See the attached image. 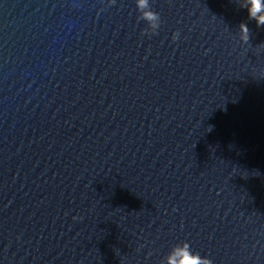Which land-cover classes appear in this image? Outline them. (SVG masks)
Wrapping results in <instances>:
<instances>
[{
  "label": "water",
  "instance_id": "water-1",
  "mask_svg": "<svg viewBox=\"0 0 264 264\" xmlns=\"http://www.w3.org/2000/svg\"><path fill=\"white\" fill-rule=\"evenodd\" d=\"M242 4L0 0V264L183 242L264 264V24Z\"/></svg>",
  "mask_w": 264,
  "mask_h": 264
},
{
  "label": "clouds",
  "instance_id": "clouds-1",
  "mask_svg": "<svg viewBox=\"0 0 264 264\" xmlns=\"http://www.w3.org/2000/svg\"><path fill=\"white\" fill-rule=\"evenodd\" d=\"M147 6L148 0H137V7L139 9H145ZM241 6H246L249 18L255 19L257 26L264 24V3H262V0H245V4ZM142 18L147 21H155L158 19V16L151 11H145L142 13ZM152 27H155V25H152ZM239 27L242 39L247 41V26L244 23H240ZM165 264H211V261L193 252L188 242H183L172 246L165 258Z\"/></svg>",
  "mask_w": 264,
  "mask_h": 264
}]
</instances>
